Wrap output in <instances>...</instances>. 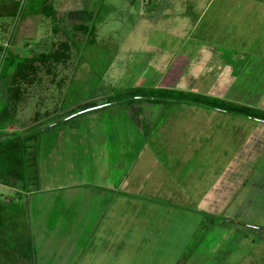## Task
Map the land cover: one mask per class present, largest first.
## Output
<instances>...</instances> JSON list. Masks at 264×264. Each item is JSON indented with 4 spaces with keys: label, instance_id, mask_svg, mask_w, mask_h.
I'll use <instances>...</instances> for the list:
<instances>
[{
    "label": "rangeland",
    "instance_id": "1",
    "mask_svg": "<svg viewBox=\"0 0 264 264\" xmlns=\"http://www.w3.org/2000/svg\"><path fill=\"white\" fill-rule=\"evenodd\" d=\"M40 3L0 17L12 53L65 55L17 82L7 128L47 129L30 141V191L0 185L6 211H24L12 233L31 238L29 264H264V123L189 100L128 105L170 74L173 90L232 85L229 99L264 109V0H51L55 19ZM60 107L76 112L38 122Z\"/></svg>",
    "mask_w": 264,
    "mask_h": 264
},
{
    "label": "trees",
    "instance_id": "2",
    "mask_svg": "<svg viewBox=\"0 0 264 264\" xmlns=\"http://www.w3.org/2000/svg\"><path fill=\"white\" fill-rule=\"evenodd\" d=\"M23 0H0V17H13L16 18ZM29 0L25 1L24 7L21 11L20 18L23 17L24 9ZM33 1V0H31ZM36 15H43L51 19H55V11L49 4V0H41L39 9L34 13ZM54 24L56 23L53 21ZM57 27V24H55ZM54 26V28H55ZM75 28L80 29L92 36L95 28H85L83 26L76 25ZM5 51L4 45L0 44V83L8 81L5 87V100L1 104L0 108V185L9 186L14 188L18 197L21 199L23 193H28L30 188L33 187L30 184V180L35 181L34 173L30 171L35 161L33 152V143L30 145V141L37 142V135L44 129L45 126L38 124L26 127L19 132H7V128L14 122L16 113V100L20 97V90L17 86V82L28 78V72L35 71L34 62H45L49 60L61 61L65 57L60 52H53L52 54L31 55L24 57L20 54L12 53L7 48L4 56L2 53ZM124 92L122 95H126ZM128 105L134 107L133 101L152 100L160 101L167 98H173L176 102H182L183 100H189L197 106H208L214 111L233 114L234 116H243L252 120H259L264 123V109L259 108L256 105H250L244 102H236L227 96L213 97L209 95H203L199 93L177 91L173 89H135L129 91ZM114 101L109 96L104 102ZM95 102H89L86 105H81L80 110H87L96 107ZM79 110V111H80ZM132 114L139 113L137 110H132ZM76 109L69 108L63 110L62 107L58 108V111L52 114L50 117H43L38 122L44 121L43 124L53 125L60 124L65 121L66 118L73 115ZM48 118V119H47ZM37 125V126H36ZM49 126V127H50ZM139 129V128H138ZM35 130V131H34ZM149 130V129H147ZM30 132V133H29ZM147 135V133H146ZM137 153V152H136ZM13 200H9L11 203ZM13 212L6 211L5 204L0 202V264H29L34 253L31 238L29 235L23 239L17 237L12 233L14 226L18 228H24L25 224L23 220V213L21 212L22 220L20 217L12 214ZM14 220L15 223H8V221Z\"/></svg>",
    "mask_w": 264,
    "mask_h": 264
},
{
    "label": "crops",
    "instance_id": "3",
    "mask_svg": "<svg viewBox=\"0 0 264 264\" xmlns=\"http://www.w3.org/2000/svg\"><path fill=\"white\" fill-rule=\"evenodd\" d=\"M26 1V0H25ZM50 1L51 0H49V4H50ZM25 3V2H24ZM51 5V4H50ZM20 9H21V7H20ZM19 9V10H20ZM25 21V20H24ZM11 45V43L8 45V47H9V49H10V46ZM15 51L17 50L16 48H13ZM11 52H13V50L11 49L10 50ZM177 64H179V65H181V60H179V62L177 63ZM178 65V66H179ZM177 66V65H176ZM188 66L189 65H185L183 68H182V70H181V72H184L183 70H187L188 69ZM178 67H175L174 69H176L177 71H178V69H177ZM180 73V72H179ZM173 75H166V77L162 80V83L163 84H161V87L162 88H166V89H173V88H175V86H176V84H177V80L175 81V80H173ZM175 79H177V78H175ZM171 80V81H170ZM173 80V81H172ZM234 83V82H233ZM216 87V86H215ZM215 87H212V88H209V91L208 92H210L211 90H214L215 89ZM231 87H232V85H229V87L224 91V93L221 95V96H226L227 97V95H228V91H229V89H231ZM180 90H182V91H184V92H192V93H196V90H194V89H183V88H181ZM208 93H206V95H207ZM209 95H211V93L209 94ZM212 96H214V95H212ZM216 97H218V96H216ZM147 133H148V131H147ZM145 135H146V133H145ZM137 154V153H136ZM153 159V158H152ZM132 161H133V159L130 161V164L132 163ZM166 165V164H165ZM145 178H147V177H145ZM122 183V182H121ZM132 187V186H131ZM139 189V188H138ZM207 202H209L208 200H207ZM203 204H206L205 202H202ZM203 204H202V206L201 207H203ZM210 220V219H209ZM214 221L213 220H211V223H213ZM200 229H202V228H199L198 229V231L200 230ZM82 263V262H81Z\"/></svg>",
    "mask_w": 264,
    "mask_h": 264
},
{
    "label": "water",
    "instance_id": "4",
    "mask_svg": "<svg viewBox=\"0 0 264 264\" xmlns=\"http://www.w3.org/2000/svg\"><path fill=\"white\" fill-rule=\"evenodd\" d=\"M22 11V8L20 9V12ZM7 48H8V46L7 47H5V51H4V54H5V52H6V50H7ZM95 108V107H94Z\"/></svg>",
    "mask_w": 264,
    "mask_h": 264
}]
</instances>
